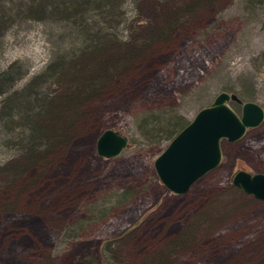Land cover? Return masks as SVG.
Wrapping results in <instances>:
<instances>
[{
    "label": "rangeland",
    "instance_id": "374dc122",
    "mask_svg": "<svg viewBox=\"0 0 264 264\" xmlns=\"http://www.w3.org/2000/svg\"><path fill=\"white\" fill-rule=\"evenodd\" d=\"M213 1L194 8L165 44H152V32L195 0L125 6L126 38L146 44L144 56L87 104L72 143L38 170V186L17 210L0 214V264H264V203L231 185L238 171L264 174V119L238 142L223 141L219 166L182 196L170 193L153 167L168 143L157 147L137 128L148 111L190 122L221 92L264 111V0L252 7ZM43 33L33 23L8 32L0 70L20 61L30 76L39 72L50 54ZM229 106L240 114L241 106ZM105 130L129 140L116 158L96 154ZM123 192L133 194L121 198ZM191 229L185 245L165 252ZM106 241H113L111 254L103 252Z\"/></svg>",
    "mask_w": 264,
    "mask_h": 264
},
{
    "label": "trees",
    "instance_id": "16d2710c",
    "mask_svg": "<svg viewBox=\"0 0 264 264\" xmlns=\"http://www.w3.org/2000/svg\"><path fill=\"white\" fill-rule=\"evenodd\" d=\"M141 1L166 5L176 0H0V42L15 27L33 23L44 27L50 50L46 65L31 76L20 61L0 70V214L17 210L21 196L38 186V170L72 143L87 104L110 91L144 56L146 44L134 45L125 34V6ZM246 1L252 7L253 0ZM213 2L182 6L152 32V44H165L194 8ZM188 124L175 112L148 111L137 118L140 134L157 147ZM29 171L35 174L26 176ZM132 194L123 192L121 198ZM193 234L187 230L165 252L182 247ZM112 244L104 242L103 252L111 254Z\"/></svg>",
    "mask_w": 264,
    "mask_h": 264
},
{
    "label": "water",
    "instance_id": "95a60500",
    "mask_svg": "<svg viewBox=\"0 0 264 264\" xmlns=\"http://www.w3.org/2000/svg\"><path fill=\"white\" fill-rule=\"evenodd\" d=\"M231 102L241 106L240 114L229 106ZM263 119L264 111L259 105L243 102L236 94L219 93L155 159L153 167L158 180L170 193L185 195L196 182L219 166L223 141L238 142L247 130L260 126ZM128 148V138L113 130L103 131L95 145L97 156L105 159L116 158ZM231 185L264 203V174L238 171Z\"/></svg>",
    "mask_w": 264,
    "mask_h": 264
}]
</instances>
